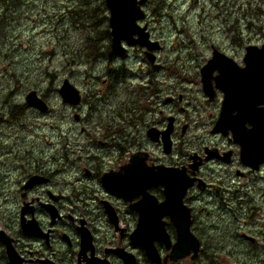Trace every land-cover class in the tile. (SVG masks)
<instances>
[{"label": "flooded vegetation", "instance_id": "1", "mask_svg": "<svg viewBox=\"0 0 264 264\" xmlns=\"http://www.w3.org/2000/svg\"><path fill=\"white\" fill-rule=\"evenodd\" d=\"M259 38L253 45H264V32ZM244 56L233 58L239 67ZM116 60H104L114 67L107 76L125 81L129 99L82 97L78 107L93 113H76L43 147L18 126L23 111L46 114L48 104L0 113V264H224V247L212 243L229 230L212 220L229 214L240 222L222 252L239 255L236 264H264V141L258 157L244 158L231 129L214 131L225 98L218 70L205 79L207 93L200 67L169 73L156 54L162 69L143 58L145 78L133 85ZM255 99L264 109V96ZM181 177L193 181L178 203Z\"/></svg>", "mask_w": 264, "mask_h": 264}, {"label": "rangeland", "instance_id": "2", "mask_svg": "<svg viewBox=\"0 0 264 264\" xmlns=\"http://www.w3.org/2000/svg\"><path fill=\"white\" fill-rule=\"evenodd\" d=\"M0 5L5 9L0 31V113L6 115L9 105L25 103L26 94L36 91L49 112L23 111V125L18 128L23 133L28 130L37 147H43L46 138H56L61 128L67 133L76 113H93L86 106L62 101L58 89L65 79L79 89L85 101L96 95L102 97L94 100L111 105L129 99L125 81L107 76L111 61L104 63L110 47L105 0H0ZM258 7L261 14L253 16ZM143 8L145 17L139 24L146 25L150 38L162 46L156 53L159 62H165L173 74L187 70L195 75L212 47L241 60L245 46L257 43L264 32V0H147ZM234 26L238 31L230 30ZM90 38L96 41V56L87 48ZM142 59L141 47L128 48L126 57L115 62L130 68L134 77L128 71L122 78L131 77L133 85L143 81L141 74L147 65ZM105 78L108 81L103 84ZM75 128L69 133H77L78 125ZM238 221L232 214L212 220L220 231L229 230L214 233L212 243L224 247L217 249L224 264H236L239 256L222 252L233 245L230 229Z\"/></svg>", "mask_w": 264, "mask_h": 264}, {"label": "water", "instance_id": "3", "mask_svg": "<svg viewBox=\"0 0 264 264\" xmlns=\"http://www.w3.org/2000/svg\"><path fill=\"white\" fill-rule=\"evenodd\" d=\"M146 0H106V5L109 9V25L111 33V50L117 55H123L126 48L122 41L128 45L139 44L145 47V56L151 64L152 69L158 70L159 64H154L155 56L153 50L161 48L158 41H152L149 38V33L146 26H140L137 21L144 17V12L141 5ZM243 68L238 67L230 57L221 53L217 49L212 50V57L207 60L206 64L201 67V77L203 81V89L208 93V85L205 83L207 76L214 70H218L217 87L225 91V99L222 104L221 114L216 122L214 131H226L231 129L234 140L242 145V156L244 158L258 157L255 149L259 141H264V109L257 108V95L264 96V45L260 48L254 45H248L245 48ZM234 78L235 83L229 84L228 80ZM234 85V86H233ZM63 102L69 104H78L80 95L78 90L65 79L58 90ZM240 97V106L236 102ZM26 104L44 111L46 103L40 99L36 91L31 90L25 96ZM236 111L235 115L231 116L232 112ZM248 121L251 128L246 131L243 129L244 123ZM257 145V146H256ZM169 147V143L167 144ZM260 148H264L262 145ZM156 176V173H154ZM157 182V180H155ZM193 180L185 181L181 177L180 185L176 186V190H180V199ZM152 181L149 182L151 185ZM155 183V182H153ZM168 185L167 183H165ZM106 185L109 187L110 181L106 180ZM153 248V247H152ZM196 251V248H194ZM179 255L180 249H175ZM150 257L155 259V254L150 252Z\"/></svg>", "mask_w": 264, "mask_h": 264}, {"label": "trees", "instance_id": "4", "mask_svg": "<svg viewBox=\"0 0 264 264\" xmlns=\"http://www.w3.org/2000/svg\"><path fill=\"white\" fill-rule=\"evenodd\" d=\"M4 7H2L0 5V31H1V27L3 26V23H4V16H3V12H4ZM261 11L262 9L260 7H258L254 12H252V15L253 16H256V17H259V15L261 14ZM251 13V12H250ZM251 15V14H250ZM250 24V22L248 23ZM230 30H235V31H238V26L237 27H231ZM106 37L109 38L110 35H109V31L107 30L106 32ZM87 48L88 50L90 51V53H95V55H97L99 52H97V44H96V41H94L93 39H89V42L87 44ZM110 53V50H109V46H107V53Z\"/></svg>", "mask_w": 264, "mask_h": 264}]
</instances>
